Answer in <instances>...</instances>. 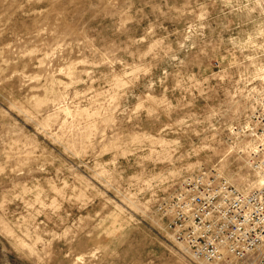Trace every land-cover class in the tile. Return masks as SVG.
<instances>
[{
    "label": "rangeland",
    "instance_id": "1",
    "mask_svg": "<svg viewBox=\"0 0 264 264\" xmlns=\"http://www.w3.org/2000/svg\"><path fill=\"white\" fill-rule=\"evenodd\" d=\"M263 2L0 0V264H205L160 207L261 185Z\"/></svg>",
    "mask_w": 264,
    "mask_h": 264
},
{
    "label": "built area",
    "instance_id": "2",
    "mask_svg": "<svg viewBox=\"0 0 264 264\" xmlns=\"http://www.w3.org/2000/svg\"><path fill=\"white\" fill-rule=\"evenodd\" d=\"M250 123L249 168L262 178L258 188L239 190L201 167L160 207L170 239L205 264H264V110Z\"/></svg>",
    "mask_w": 264,
    "mask_h": 264
},
{
    "label": "bare ground",
    "instance_id": "3",
    "mask_svg": "<svg viewBox=\"0 0 264 264\" xmlns=\"http://www.w3.org/2000/svg\"><path fill=\"white\" fill-rule=\"evenodd\" d=\"M262 179V178H261Z\"/></svg>",
    "mask_w": 264,
    "mask_h": 264
}]
</instances>
